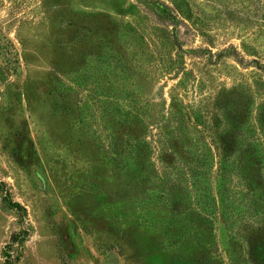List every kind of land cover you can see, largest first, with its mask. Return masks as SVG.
Listing matches in <instances>:
<instances>
[{
	"label": "rangeland",
	"instance_id": "374dc122",
	"mask_svg": "<svg viewBox=\"0 0 264 264\" xmlns=\"http://www.w3.org/2000/svg\"><path fill=\"white\" fill-rule=\"evenodd\" d=\"M0 264H264V0H0Z\"/></svg>",
	"mask_w": 264,
	"mask_h": 264
},
{
	"label": "trees",
	"instance_id": "16d2710c",
	"mask_svg": "<svg viewBox=\"0 0 264 264\" xmlns=\"http://www.w3.org/2000/svg\"><path fill=\"white\" fill-rule=\"evenodd\" d=\"M175 19V18H174ZM175 22V21H174ZM196 114V113H195ZM199 114H197V116H198ZM224 117L226 118V123H227V127H229L230 129H235V131H238V125H236V123H233L232 121H233V119H235V117L233 118V116L232 117H230V115H229V113H226V114H224ZM164 120H162V121H159L158 122V124H162L161 125V127L160 128H162L163 127V125L166 123V122H163ZM177 122H179V121H177ZM230 122V123H229ZM167 123H171V121L169 120ZM183 124V123H182ZM180 125V130H182V128L184 129L185 128V125L183 124V125ZM238 124H239V122H238ZM228 128V129H229ZM180 133V132H179ZM226 133H229L228 132V130H227V132ZM183 134L184 133H182V136H183ZM230 137H231V140H233L232 142H233V144H235L236 142H237V140H236V137H235V135H233V134H231L230 135ZM253 140H255V139H253V138H249L248 139V141L249 142H252ZM235 152H231V153H229V154H227V155H223V164H225L224 166H228V167H230L232 170H233V168H235V167H243V163H242V158H243V156L245 155L243 152H242V150H241V147H238V148H236L235 150H234ZM252 154V156H253V159H254V161L256 162H260V160L258 159V157H256L255 155H254V153H251ZM259 156H262V155H259ZM219 157V156H218ZM197 163H200V164H203V166H204V163H206V165H210L211 164V162H207V160H206V162H203V160L201 161V162H197ZM260 163H262V162H260ZM218 165H220L221 164V162L220 161H218V163H217ZM220 168H222V165H220ZM224 168V167H223ZM225 179H229L230 181H231V178H225ZM15 205H16V207H19V208H23L20 204H18V203H15Z\"/></svg>",
	"mask_w": 264,
	"mask_h": 264
}]
</instances>
